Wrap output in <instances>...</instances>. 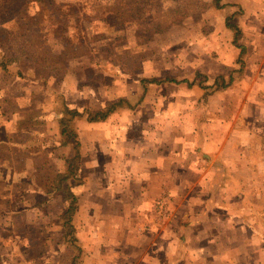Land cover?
<instances>
[{
  "label": "rangeland",
  "instance_id": "obj_1",
  "mask_svg": "<svg viewBox=\"0 0 264 264\" xmlns=\"http://www.w3.org/2000/svg\"><path fill=\"white\" fill-rule=\"evenodd\" d=\"M141 1L129 2L140 4ZM161 1L163 5H168L171 11L182 10L172 18L169 17L172 23L192 20V16L197 14L196 22L209 17L208 21L225 24L222 13L214 12L207 7L209 0ZM118 3L119 0H0V64L6 68L7 59L12 57L13 64L9 69L17 71L22 80L23 74L28 72L30 81L26 83V87H22L25 92H19L14 86L9 88V94L8 91L0 95L3 112L8 111L11 116L25 119L24 127L31 126L30 133L37 129L39 134L48 135L47 130L51 131L54 125L52 118L54 110L58 108V97L73 108L98 109L118 98L135 99L134 96L139 94L137 86L141 77L157 78V80L166 77L177 82L190 79L192 82L194 72L191 75L188 74L190 71L187 69L180 72L179 69L183 67L173 59L192 57L194 54L191 48L185 43H174L172 40L167 49L164 35L146 28L152 21L150 14L154 16L155 13L154 9L150 11L149 8H144V2L140 7L150 11L148 17L145 15V18H141L140 22L144 28L140 29L134 22H130L132 21L130 17L125 19L121 15L124 20L120 22L111 19L109 11ZM245 3L247 4L244 24L248 28L245 42L249 44L248 57L251 55L264 57V45L256 38L261 31H264V0H247ZM182 14L187 16L181 17ZM156 16L155 23L163 22V16L159 15V18ZM191 30L195 34L194 37L208 32L204 29ZM42 42L44 45L40 44ZM77 44H79L78 49H76ZM23 45L25 51L22 50ZM211 45L207 51L204 48V53H195V55L218 57V48H214V44ZM221 48L223 52L225 47ZM30 49L35 52L60 54L61 57H54L56 61H60V64L53 66L55 61H51L52 58L46 56L29 55L28 57L25 53ZM233 50L224 57L229 54L236 57L238 51ZM33 58L37 59V63ZM13 76L7 73L1 76V80L8 82L14 78ZM242 80H246L248 88L251 85V91L259 86V84H251V77H244ZM30 85L35 86V89ZM162 85L166 88L165 85L182 86L183 84ZM240 86H235L230 89L232 91L224 93L225 101L232 103L233 108L230 112L222 114L224 117H233V123L238 129L242 126L243 119L251 123V120L260 121L263 118L259 110L245 112V109L241 108L243 104H249L255 99L252 94H238L236 87L240 90ZM165 88L159 90L160 95L153 94V96L158 98L161 95L167 96V88ZM207 100L204 98L205 104L208 103ZM179 111L181 114L183 110ZM191 111L190 120L193 122L204 116L207 119L214 117L212 110ZM248 113H251V116L247 115ZM219 116L221 113L215 118ZM222 121L221 123L225 124ZM245 128L242 127L243 131H241L232 127L231 135L224 142H220V146H215L217 149L220 148L216 151L217 158L209 161L201 155L203 151H207L206 149L214 150V143L208 147L209 142L204 140V137H200L197 140L199 147H202L199 149L202 150L197 151V144L191 142L189 148L191 165L196 161L195 155L198 154L201 158L185 178L189 188L181 189V182L175 181L173 190L156 202L152 216H147L146 224L144 223L142 227L144 231L152 228L161 230L155 238L138 237L136 232L141 229L139 225L141 221L138 222L130 215L127 218L129 223L122 222L118 225L119 228L113 225H108L105 230L97 227L100 234V230L106 231L104 234L109 243L104 247L103 253L95 254L90 251L95 247L87 246L86 230L90 228L82 222V226H76L78 239L86 250L79 264H167V259L172 261L181 259L180 264H264L263 138L261 141V137L264 136H260L261 131L257 130V132L251 131L254 135L248 137ZM191 129L193 134L196 132L200 135L205 134L198 124L189 126L190 132ZM218 133L224 135V130ZM34 134L38 136L37 133ZM15 136L17 139L25 138L24 134L18 132ZM51 139L53 140L54 137ZM34 145L31 144V149L37 148L40 143L37 141L36 146ZM9 162L12 163V158ZM199 166H202L205 175L194 172L198 171ZM57 167L52 164L51 168L57 169ZM54 176L55 173L50 170L35 176L34 180L37 185H41L46 183L45 177L51 179ZM5 178L6 176L1 173L0 182L4 184ZM36 192V189H29L25 193L19 189H12L9 197L12 203L24 197L22 202L26 201L27 206L37 202ZM19 207L21 208V205L16 204L12 208ZM40 212H42L40 216L43 217L40 222H33L31 216H26L20 226L19 223H14L12 231L20 239L21 248L25 250L21 252V249H15L13 252L10 249L9 253L6 252L4 255L8 264H70L71 252L60 241L56 218L61 212L59 206H47ZM37 214L40 213H33V215ZM29 221L32 222L26 225ZM129 225L136 236L133 241L126 239V235L130 232ZM3 233L6 236V232ZM88 240L95 242L94 239ZM151 248H156L160 252L152 250L151 253ZM140 249H144L142 254L138 253Z\"/></svg>",
  "mask_w": 264,
  "mask_h": 264
},
{
  "label": "crops",
  "instance_id": "obj_2",
  "mask_svg": "<svg viewBox=\"0 0 264 264\" xmlns=\"http://www.w3.org/2000/svg\"><path fill=\"white\" fill-rule=\"evenodd\" d=\"M225 1L240 7L242 14L238 17L237 23H239V27L242 30L241 43L248 47L249 44L245 42V33L248 28L244 24L247 4L245 2L247 0ZM209 2L207 7L214 12L222 13L225 21L226 11L215 9L211 0ZM232 9L236 10V8ZM196 16L197 14L193 15L192 20L179 21L177 24L171 23V26L157 33L164 35V39L167 41V49L173 41L174 43H185L188 48H191L194 55L195 53H204V48L207 51L212 46L211 44H214V48H218V57H201L196 54L192 57L173 58L183 67L179 69L180 72L186 69L190 71L189 75L194 72L192 80L197 73L206 77L202 88L194 84L191 86L190 79L183 80L187 81L188 84L187 82L181 83L183 84L182 86L165 85L167 89L162 84L151 85L143 101L133 109H119L106 120L100 122L91 123L85 119H79L74 122V130L79 141L80 178L82 179L80 185L71 187V191L77 198L78 205L74 223L75 226L81 225V222L86 223L87 228H90L86 230L88 234H86V240L87 246L95 247L91 248L90 251L92 253H103L104 247L109 243L106 241V234H104L106 231L100 230V234L97 231L99 230L97 227H102L105 230L108 225H113L119 228L118 225L120 223H129L127 218L130 215L138 222L141 221L139 224L141 229L139 231L136 230L138 232L135 231L139 235L138 237L155 238L161 230L152 228L144 231L142 228L144 223L146 224L147 216H152L153 206L160 198H165L168 192L173 190L175 181L181 182V189L189 188L188 181L185 178L190 170H193V165L197 164L198 160L200 161L201 156L208 161L216 159V151L220 148L217 149L215 146H220V142H224L231 135L232 127L243 131L242 127L245 128L248 123L250 129H248L249 126L244 129L248 137L254 135L252 132H257V130L261 131L260 136H264V131H262L264 127V57H252L253 55L248 57L250 54L247 53V56L244 57L243 74L240 73L241 76L236 75L238 77L236 78L234 72L239 70V65L237 64L239 52H237L236 57L230 54L224 57L233 48L237 49L233 45V31L228 29L224 23L208 21L209 17L202 18L196 22ZM191 29L199 31L204 29L208 32L207 34L204 33L201 36L194 37L195 34L192 33ZM180 36L181 38H179ZM256 38L261 40V44L264 45V31H261ZM250 44L252 43L250 42ZM223 46L225 48L222 52L221 47ZM235 50L233 51L236 52ZM143 56L148 57V55ZM11 58L7 59L6 68L0 64V95L7 93L9 88L14 86L19 92H25L22 87H26V83L30 82L28 80V72L26 74L22 73V80L19 78L20 74L17 71L14 72L9 69L13 64ZM1 66L4 67V70ZM7 73L13 74L14 78L8 82H2L1 76ZM231 75L235 78V81L232 82L230 87L214 90L212 86L216 78L226 79ZM244 77H251V84L253 85L259 84L257 89H252L251 91V85L248 88L246 80H242ZM238 85H241L239 87L241 88L240 90L236 87L238 94H252L255 99L250 101L249 104H243L241 108H244L245 112L247 110L252 112L254 109L259 110L260 115L263 117L260 121L257 119L251 120V123L247 119H243V124H241V127L239 126V129L235 127L233 117L228 118L222 115L230 112L233 108L232 103L225 101V94ZM32 88L35 89V86H32ZM163 88L167 90V96L162 97L161 95L162 98L153 96V94L160 95L161 92L159 90H163ZM243 88L244 91H242ZM196 94H199V96H196ZM127 98L133 100L131 97ZM191 98L193 101H191ZM204 98L208 99L207 104H205L206 100L204 101ZM131 104H134V102H131ZM66 105L79 112L88 109V107L78 109L71 107L69 104ZM2 109V102H0V175L2 173L6 176L5 183L0 182V264H8L4 255L6 252L9 253L11 250L14 252L15 249H21V252L25 250L21 248L20 239L12 231L14 223H19L20 226L26 216H31L33 222H40L43 218L40 216L42 214L40 211L44 207L58 205L61 212L56 218L60 231V218L65 211L64 198L61 194H53L48 197L45 194L46 183L37 185L34 177L43 172H50V170L55 175L62 173L66 160L72 156V151L70 146L64 147L61 144L58 127V108L53 112L52 120L54 125L51 131L47 130L48 135L39 134L37 129L30 133L29 130H32L31 126L29 128L24 127L25 119L11 116L8 111L4 113ZM180 109L183 110L181 114L179 113ZM197 109L212 110L211 113H214V117L207 119L204 116V118L193 122L190 120L189 113L191 110ZM220 113L221 116L215 118ZM247 115L251 116V113ZM223 119L227 121H222ZM220 120L225 122V124L221 123ZM237 120L240 119L237 118ZM193 124H198V126L202 127L205 134L200 135L197 132L193 134L192 129L190 132L189 126ZM222 130H224V135L218 133L222 132ZM17 132L24 134L25 138L17 139L15 136ZM34 133H37L38 136ZM52 137H54L53 140L51 139ZM200 137H204V140L209 142L208 147L214 143L215 149L212 151L206 149L207 151H203L201 156L195 155L196 161L191 165L189 148L191 142H193V144H197V151L202 150L199 149L202 147H199V140H197ZM262 138L264 140V137H261V141ZM37 141L40 145L31 149V144L36 146ZM10 158H12L13 164L9 162ZM52 164L53 166H58L57 169H52ZM197 170L194 172L205 175L202 166H199ZM23 180L25 181L24 183ZM12 189H19L22 193L29 189H36L37 202L26 206L27 202H22L24 197H21L17 199L16 203H12V199L9 197ZM13 204H20L21 208L14 209L12 208ZM22 205H25V207H22ZM33 213L40 214L33 215ZM149 218L151 221V217ZM32 221L26 222V225ZM128 229L130 234L126 235V239L133 241L136 237L134 236V231H132L130 225ZM3 232H6V236L3 235L5 234ZM77 237L79 238L78 234ZM88 239H94L95 242ZM143 250L140 249L138 253L142 254ZM152 250L160 252L156 248H151V253H153ZM84 251L86 250L84 249ZM180 260L172 261L167 259V264H180Z\"/></svg>",
  "mask_w": 264,
  "mask_h": 264
},
{
  "label": "trees",
  "instance_id": "obj_3",
  "mask_svg": "<svg viewBox=\"0 0 264 264\" xmlns=\"http://www.w3.org/2000/svg\"><path fill=\"white\" fill-rule=\"evenodd\" d=\"M130 0H119L118 5L109 11V15H111V19L116 20L118 22L130 17V22H134L137 27L144 28L141 24V18H145V15L148 17L149 12L151 9H154L156 17L159 18V15L164 17L163 22L155 23V15L151 16L150 21L147 29L152 30V32H160L163 31L168 26L172 24H177L179 21H175L172 23L169 21V17L172 18L173 15L180 13L182 10L178 9L176 12L171 11L168 5H163L162 1L158 0H142L140 4L136 2H129ZM143 2L145 4H143ZM155 2L156 5L153 6ZM212 6L218 10H225L226 17H225V25L228 29L233 31V45L238 50V59L237 64L239 65V70L234 72V76L236 75L241 76L243 74V67H244V57L247 56L248 49L247 47L241 43L242 38V30L239 27V23H237V19L241 16L242 11L239 6H235L232 4L227 3L225 0H211ZM145 6L144 8H149L150 11H146L144 8L140 6ZM161 7L162 9H159ZM138 8V10H137ZM141 8V9H140ZM156 8V9H155ZM232 8H236L233 10ZM232 10V11H231ZM124 11V12H123ZM156 11V12H155ZM171 11V12H170ZM123 12V14L121 13ZM153 13V14H154ZM185 15H181V17H185ZM185 19V18H184ZM169 21V22H168ZM172 23V24H171ZM163 24V25H162ZM116 26V23L114 24ZM112 26V25H111ZM114 27V26H113ZM44 45V42L40 43ZM79 44H77L76 49H78ZM25 46L23 45V51H25ZM25 53V52H24ZM44 53L45 55H41ZM28 57H44L52 58L51 61H55L53 66H57L60 64L59 60H55L54 57H61L60 54H47L43 51L35 52L34 50L30 49L25 55ZM30 55V56H29ZM63 55V54H62ZM74 57V56H72ZM34 59V58H33ZM37 63V59H34ZM45 60V58H42ZM32 62V61H31ZM35 63V64H36ZM4 70V67L1 66ZM55 68V67H54ZM53 68V69H54ZM201 77V79L199 78ZM238 78V77H236ZM200 79V80H199ZM206 81V77L202 74L197 73L190 83L192 86L197 85L202 88V84ZM235 81V78L231 75L228 78H216L213 88L214 90L220 88H228ZM187 81L177 82L175 80L165 78L163 80H157L154 78H142L138 80V88L139 94L134 96L135 99L131 100L128 98H118L106 106L91 110V109H84L83 112H79L75 109L69 108L61 99L58 97V109H59V119H58V127H59V134L62 141V146H70L72 151L71 158L67 159L65 162V168L62 173L55 175L53 178L49 179L47 177L44 178L46 181V191L45 194L48 197H51L53 194H61L65 201V211L60 218V234H61V243L62 245L67 248L71 252L70 264H79V260L83 255L84 247L81 241L77 237L76 226L74 223V217L77 212V198L71 191V187L75 185H80L82 183V179L80 178V154H79V141L74 130V122L79 119H85L87 122H100L106 120L112 113L116 112L119 109L129 108L133 109L136 105H139L143 98L145 97L149 87L151 85H160L164 83H185ZM188 84V82H187ZM211 88V87H210ZM206 89V88H205ZM134 102V104H131Z\"/></svg>",
  "mask_w": 264,
  "mask_h": 264
}]
</instances>
